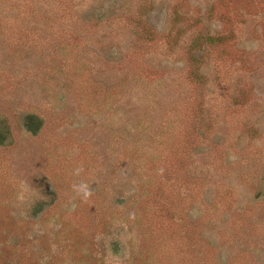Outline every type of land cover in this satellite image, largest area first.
<instances>
[{"label": "rangeland", "instance_id": "1", "mask_svg": "<svg viewBox=\"0 0 264 264\" xmlns=\"http://www.w3.org/2000/svg\"><path fill=\"white\" fill-rule=\"evenodd\" d=\"M0 125V264H264V0H0Z\"/></svg>", "mask_w": 264, "mask_h": 264}, {"label": "trees", "instance_id": "2", "mask_svg": "<svg viewBox=\"0 0 264 264\" xmlns=\"http://www.w3.org/2000/svg\"><path fill=\"white\" fill-rule=\"evenodd\" d=\"M7 134L8 133H5V131H3V128L0 125V144L7 142L8 138H9V137H7Z\"/></svg>", "mask_w": 264, "mask_h": 264}, {"label": "clouds", "instance_id": "3", "mask_svg": "<svg viewBox=\"0 0 264 264\" xmlns=\"http://www.w3.org/2000/svg\"><path fill=\"white\" fill-rule=\"evenodd\" d=\"M80 191H82L83 192V194H84V196H87L88 195V192H87V190H86V187L85 186H81L80 187Z\"/></svg>", "mask_w": 264, "mask_h": 264}]
</instances>
